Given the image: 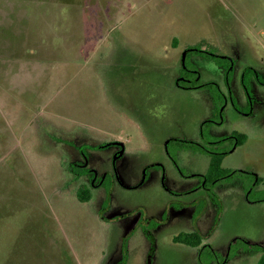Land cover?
<instances>
[{"label":"rangeland","instance_id":"1","mask_svg":"<svg viewBox=\"0 0 264 264\" xmlns=\"http://www.w3.org/2000/svg\"><path fill=\"white\" fill-rule=\"evenodd\" d=\"M193 47L221 56L202 55L196 63L200 80L215 81L213 89L219 84L227 93L219 63L226 55L235 59L229 77L237 96L217 130H240L248 139L224 165L254 170L264 183V114H250L242 103L241 81L245 68L255 67L258 95H264V0H0V264L196 263L197 248L174 243L171 234L149 251L141 230L123 256L119 246L133 224L117 213L140 206L157 212L166 204L160 172L154 186L117 181L112 208L100 217L93 192L90 201L77 196L71 178L77 147L70 149L119 139L141 164L134 166L136 174L142 163L161 161L168 183L190 181L162 142L173 132L200 136L207 91L177 83ZM187 64L193 65L190 54ZM170 149L186 173L209 172L210 154ZM151 175L149 170L148 181ZM136 182V175L127 180ZM242 189L222 193L221 219L206 240L224 261L209 264H258L260 253L234 255L235 243L226 259L237 236L264 241V200L254 199L264 189L253 200Z\"/></svg>","mask_w":264,"mask_h":264},{"label":"flooded vegetation","instance_id":"2","mask_svg":"<svg viewBox=\"0 0 264 264\" xmlns=\"http://www.w3.org/2000/svg\"><path fill=\"white\" fill-rule=\"evenodd\" d=\"M194 52H196L194 49H187L186 55H191L193 65L189 66L187 64V56L186 62H184L185 58L183 59L184 66L181 68L177 77V83L185 89H202L204 92L205 90L207 91V108L205 114L201 118L199 126L200 136L194 139L187 133L173 132L166 136L162 142L166 153L174 161V165L179 170L180 175L190 177V181L188 179H172L170 183H168V177L165 174V164L161 161H146L142 163L139 169L141 172L136 174L134 172V170H136L134 166H139L141 164H136L138 158L135 155L131 156L127 151L125 142L119 139L113 138L102 143L84 141L78 144L74 143L72 146L70 145L71 151H73L74 147H77L76 150L74 149V159H72L74 166L71 167V171H73L71 178L73 177L74 183L77 186L76 193L77 191H83L84 193H88L91 199L93 192L96 196L95 203L98 204L100 217H102L103 213L109 210V208H112L113 195L116 189L114 186L117 184V181L125 187L139 188L143 186L145 182H151V185L154 186L156 183L155 179H158L157 174L160 172L161 185L164 186L165 191L168 193V201L166 204L157 212H148L144 207L140 206L135 211L123 208L117 213V217L128 220L132 219L131 222L133 224L130 231L124 236L121 246H119L120 249H122L121 253H123V256L125 255V251L129 249V238L135 231L141 230L149 243V251H153L158 246L161 235L167 236L171 234L174 243L197 248V261L195 264L222 263L224 260L219 256L218 250L211 242L206 240V233H212L221 219V214L224 209V200L222 198L223 191L233 186L241 189L243 188L242 191L246 194L248 199L253 200L252 194H254V192H261L262 189H264L263 179H260L261 176L256 171L248 169L242 170L224 165L225 157L237 148V146H240V144H238L236 132H243L240 130H233L231 133L222 135V133L217 130L222 124L221 119L225 113L227 103L230 100L235 103V96H237L235 94V82H231L229 77L230 74L234 72L236 65L235 59L232 56L226 55L225 57L227 59L224 66L221 65L224 67V73L229 87V92L227 93L219 84H217L216 89L206 85L193 84L195 79L200 80V71L197 68L196 59L199 57L202 58L201 53ZM247 67H252L254 76L251 81L254 84L253 88L256 94L252 95L249 88L245 85L243 74L241 81L245 86L246 101L244 99L242 103L244 102L246 105L250 106V114H260L263 116L264 95L259 96V91L257 90V84H259L258 81H261L259 80L261 75L259 70L255 67ZM200 81L202 83L211 82ZM224 103L225 105H223ZM259 109L263 113L260 112ZM207 133L211 134V136L207 137ZM83 145H86L88 149L82 150ZM170 148H175L177 152L190 150L199 153H208L210 156L211 151L224 153L222 166L228 168L230 171L221 177L213 176L210 173V163L208 173H186ZM106 162L110 163L111 167H105ZM149 170H152L150 181H148L147 177V172ZM135 175L137 177V182L128 184L127 180ZM245 175L248 177H245ZM108 181L113 184L111 186L107 185L106 182ZM197 190L199 192H197L196 195L194 191ZM262 198H264V196L261 195L254 199L257 201L264 200ZM90 199L87 201H90ZM172 230H176L177 232L175 231V233L172 234L170 233ZM182 233H189L194 236L199 235L201 239L195 244L177 241V236ZM234 243L237 244L235 246L238 247L237 253L234 255H239V252L243 254L253 252L260 253L261 258L264 253V241H253L245 237L237 236L230 242V247L227 248V251L225 250V254L227 253V261L231 257ZM253 244H260L263 249H255L252 247ZM234 255L232 257H234ZM121 262L122 259L120 260V263ZM145 263L150 264L149 261Z\"/></svg>","mask_w":264,"mask_h":264},{"label":"trees","instance_id":"3","mask_svg":"<svg viewBox=\"0 0 264 264\" xmlns=\"http://www.w3.org/2000/svg\"><path fill=\"white\" fill-rule=\"evenodd\" d=\"M193 49L197 53H201L202 55H204L205 57H208V58L211 57V58L215 59L216 57H219V58L221 57L219 54H217V53L214 54V53H212V51H209V50L204 49V48H195V47L189 48V50H193ZM214 52H216V51H214ZM225 59H227V58L225 57ZM219 64L222 65V63H219ZM224 64H225V62L223 63V66H224ZM248 74H252L254 76L252 67H247V69L245 70L244 76H243L244 83L249 88V81H250L249 78L251 76H248ZM181 82H183V81H181ZM214 83L215 82L202 83L199 79H195V81L193 82L194 85H206V86H210V87H212V84H214ZM236 136L238 138V144H240V145L244 144L248 139V135L244 132H236ZM224 155H225L224 153L211 151V172H210L211 175L221 177L222 175L227 174L230 171L228 168H225L224 166H222V161H223ZM242 173H244V172H242ZM245 177H248V176L245 175ZM260 179H262V178H260ZM77 195H78L79 199L82 201H87L90 199L89 194L84 193L83 191L82 192L77 191ZM200 239L201 238L199 235L194 236V235L189 234V233H182L179 236H177V241H181V242H185V243H191V244L198 243L200 241ZM252 247L255 249H259V248H261V245L260 244H253ZM263 248H261V249H263ZM258 264H264V253L261 256Z\"/></svg>","mask_w":264,"mask_h":264}]
</instances>
